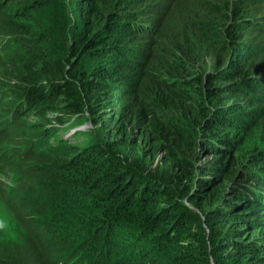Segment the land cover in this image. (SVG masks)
<instances>
[{"label":"trees","instance_id":"16d2710c","mask_svg":"<svg viewBox=\"0 0 264 264\" xmlns=\"http://www.w3.org/2000/svg\"><path fill=\"white\" fill-rule=\"evenodd\" d=\"M43 3L31 0L29 10ZM86 4L67 33L71 18L57 12L55 42L72 44L61 43L67 51L53 58L36 44L42 20L0 16V31L13 37L10 48L19 57L13 77L24 85L15 96L13 88L0 91V174L13 171L21 184L0 190L23 227L14 240H0V264H264L261 239L232 241L226 234L238 229L223 226L246 224L264 234V72L246 66L251 52L264 63V0ZM69 53L104 58L92 72L72 75ZM206 61L218 66L212 76L222 85L211 74L205 78ZM244 85L255 96L251 121L241 126L220 100ZM108 98L115 115L104 144L78 147L69 158L72 149L58 148L60 135L50 151L39 149L40 138L19 139L29 113L51 120L38 128L48 143L72 116L95 113L94 101ZM219 128L224 134L211 140ZM136 130L149 135L165 164L153 165L140 153ZM208 144L204 150L215 160L204 167L197 161ZM222 185L229 186L224 197ZM42 186L53 193L45 203L38 197ZM204 199L221 200L205 221L192 208Z\"/></svg>","mask_w":264,"mask_h":264},{"label":"rangeland","instance_id":"374dc122","mask_svg":"<svg viewBox=\"0 0 264 264\" xmlns=\"http://www.w3.org/2000/svg\"><path fill=\"white\" fill-rule=\"evenodd\" d=\"M31 0H0V16L7 15L9 18L14 17L17 21L16 17H24L21 15L23 14H29L27 16H32L37 20L43 21L44 28L41 29L42 33L38 36V41H36V44L38 46H41L42 48L46 49L48 53L50 54L49 58H53L52 56H62L63 53L67 51V48H60L61 43L62 45H67L71 47L72 41H68L67 39H62L58 42H55L57 40L56 36H60L59 34L60 28L57 25L56 17L57 12L59 13V10L64 11L67 15L70 16L71 20L68 21V25L66 26V33L69 31V29L73 27V20L77 17L83 18V8L81 7L83 4H86V0H38L39 4L44 2L43 5L38 6L36 9L29 10L31 6L29 5ZM77 2V5L75 4ZM36 4V2H33V5ZM63 4V7H62ZM87 5V4H86ZM51 9H45L42 11V8H48ZM54 8V9H53ZM56 11L55 16L52 18V12ZM87 12V11H85ZM81 14V15H80ZM25 20H28L26 17H24ZM54 21V23H53ZM59 28V29H58ZM11 30H15L14 28H11ZM14 36V34H13ZM253 36V35H252ZM71 38V36H70ZM0 39L4 42H2L5 47L4 49H0V53H2V57H4V60L6 59L7 66L9 68L8 72L3 68L0 67V91L5 90V88H13V93L15 96V92L21 93L23 81L13 77L17 76L13 63L17 62L19 60V57H14L12 53V49L10 48L11 44H9L10 40L13 39V37L9 34H5L0 31ZM59 40V39H58ZM70 58L72 59V62H66L70 65V74L74 75L76 74V70L78 71H84V72H92L95 67L99 64L101 60H103V56L96 54H88L84 59L78 60V58H72L71 53L68 54ZM249 59L247 63V68H250L253 72V74H257L260 72H264V63L259 62V57H257V54L254 52L249 53ZM217 65H212L209 61H206L204 64V75L205 78H207L210 74L212 76V73H214V70L217 69ZM11 75V76H10ZM208 79V78H207ZM210 80H213L216 82V84L222 85L223 81H220L219 77H211ZM6 82H9L11 85L7 86ZM255 91L251 89L249 86H243V89L241 92L233 94V92H225L221 96L220 104L227 105L228 107H232V111H235L237 113L236 115V121L238 124H242L243 126L246 121H251V114L249 113L250 110L254 107V101L253 98L255 96ZM111 99H105L101 101H94L93 109L95 113H92V110L86 109L83 112L74 115L71 117V120L67 122L65 125H62L60 127V130H58L57 135H52L49 137V141L47 143L46 138H43L40 134V130L38 129L41 127L44 123H50L51 120H49L47 117L42 118L41 116L34 115V113H29L26 115V117L22 118L26 122V126L19 127L20 130V138L28 141L33 138L38 140L39 149H47V151H50L51 146L58 147L59 142V135L62 136V140L59 143L58 148H61L62 150H65L67 148L72 149L71 153H66L70 157H73L75 152L74 150L78 147H86L88 145H91L92 142H97L104 144L107 142V139L110 137V131L108 130V127L110 126V122L112 121L114 117L113 109H115L114 104L109 101ZM5 103V102H4ZM16 104L15 102H13ZM216 101L212 102V105H214ZM247 109V110H245ZM50 116H53V112L47 113ZM110 120V121H109ZM53 121V120H52ZM221 128L217 129V131L212 132L213 136H211V140H216L217 137L219 138V135H223L224 133L219 134L218 131ZM226 132V131H225ZM261 136V135H260ZM259 135H256L259 140H261V137ZM24 137V138H23ZM43 138V139H41ZM212 143L211 141H209ZM50 144V145H49ZM134 144L140 149V153H142L145 157H147L148 162H153V165L158 164H165V155L162 151H159L155 143H153L149 139V135L145 134L143 131L136 130V137ZM210 145L207 146L203 145L202 148V154L200 159H198L197 163L199 165H203L204 167H209L210 165H213V162L215 160L214 156L211 153L205 152L204 149L208 148ZM255 147V144H249V147ZM253 147V148H254ZM247 151L250 152L251 149L248 148L247 145ZM66 157V156H65ZM64 159V157H62ZM16 175L15 172L10 171L7 175L0 174V178H2L5 182H9L11 184H14L13 181L15 179ZM28 178V177H27ZM30 179V178H28ZM31 180V179H30ZM29 180V181H30ZM33 187H35V184L37 181H30ZM3 183L0 179V188L3 187ZM42 185V184H41ZM222 194L226 195L229 193V186L228 185H222ZM50 192V194H53L51 190H45V187L42 186L40 190H38L39 199L40 201H43L44 203L47 200H51V196L47 197V192ZM230 196V194L228 195ZM89 200H86L85 203H87ZM190 203V202H189ZM218 204H221V200L218 199L215 202L209 203L208 199L194 201L192 208L196 209L197 211L203 213L205 216L208 211H214ZM83 206V204L81 205ZM81 210V209H80ZM262 209H259L261 211ZM81 213H83V210H81ZM85 218V217H84ZM206 220V216L204 217V221ZM253 219L249 218V221H252ZM206 223V222H205ZM222 223V222H221ZM205 225V224H204ZM223 226H226V228L230 229L231 227L235 226L238 230L235 232L242 231L241 233H235L232 232L231 234H226L230 240L232 241H239V242H247L252 241L254 239H261L262 242H264V234L262 231H252L250 229L249 225H239V224H225ZM20 231H23V227L21 226V223L16 216V214L13 212V210L10 208L9 203L5 200V197L3 196V192L0 190V238H3V240H14L16 236L19 235ZM82 244V243H81ZM264 246V245H263ZM78 248L77 246H75ZM227 264H233L230 261H226Z\"/></svg>","mask_w":264,"mask_h":264},{"label":"clouds","instance_id":"9594fccd","mask_svg":"<svg viewBox=\"0 0 264 264\" xmlns=\"http://www.w3.org/2000/svg\"><path fill=\"white\" fill-rule=\"evenodd\" d=\"M2 42H1V39H0V49L2 48ZM2 122H4V121H2V120H0V123H2ZM8 125L5 123V125H4V127H7ZM5 146H7V147H9V148H12L13 146H15L14 144H12V143H5ZM19 179H20V175L19 176H17V177H15V179L13 180L15 183L14 184H11V183H7V182H5L2 178H1V180L4 182V184H3V186H4V189H7V190H10V189H12V188H16L17 190H18V187L21 185L20 183H19ZM29 186H30V184H29ZM20 191V190H19ZM22 194L24 195V196H29V195H31V193L29 194L28 193V191H22ZM7 202H8V199H5ZM3 238H0V240H2ZM78 260V259H77ZM79 263V262H78ZM68 264H73V262H69Z\"/></svg>","mask_w":264,"mask_h":264}]
</instances>
